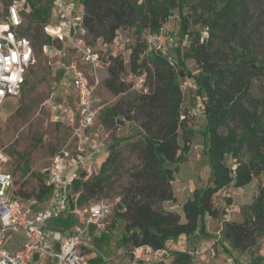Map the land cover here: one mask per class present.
<instances>
[{
  "label": "trees",
  "instance_id": "trees-1",
  "mask_svg": "<svg viewBox=\"0 0 264 264\" xmlns=\"http://www.w3.org/2000/svg\"><path fill=\"white\" fill-rule=\"evenodd\" d=\"M26 2L30 7V24L19 32L20 37L33 34L42 50L54 43L62 45L45 32L52 21V1ZM76 3L82 15L83 37L90 46L97 40L111 44L119 30L134 29L136 39L130 49L128 66L133 75H144L148 91L134 98L128 108L113 107L106 111L108 120L101 124L115 129L124 121H136L140 129L139 139L131 143L139 165L130 173L120 199L122 208L115 213L124 222L115 245L164 251L167 244L180 236L193 235L198 217L203 219L206 214L210 218L217 217L213 197L218 192L227 187L244 188L264 174V59L256 61L252 51L254 43L244 32L248 19L247 0H77ZM174 10L178 11L180 38L186 39L187 44L184 52L179 47L175 49L176 63L170 64L160 53L148 50L146 36L142 39V34L145 31L146 35L157 34ZM147 50L150 53H146ZM185 61L194 64L196 74L187 70ZM102 65H108L103 81L107 91L113 95L126 93L129 85L121 79L125 68L121 56L110 55ZM184 79H192L195 83V96L206 119L212 186L196 192L183 204L184 222H181L176 212L158 210L157 205L174 201L173 171L168 166L183 161L182 151L192 133L186 127L187 119H180L179 80ZM121 141L115 140L109 146L110 154L98 174L86 175L82 171L72 180L71 193L78 195V205H88L102 197L109 177L108 166L116 161L115 149ZM27 171L24 165L21 172ZM43 178V191L35 199L38 207L48 195ZM13 196L24 203L29 200L14 190ZM56 222L68 228L75 221L68 216ZM106 233L94 241H109ZM200 234L210 237L204 226ZM262 234L264 185L246 207L243 220L225 222L221 235L230 250L243 252ZM173 254L171 264L192 261L187 252ZM97 262L101 260L92 261L93 264Z\"/></svg>",
  "mask_w": 264,
  "mask_h": 264
},
{
  "label": "rangeland",
  "instance_id": "rangeland-1",
  "mask_svg": "<svg viewBox=\"0 0 264 264\" xmlns=\"http://www.w3.org/2000/svg\"><path fill=\"white\" fill-rule=\"evenodd\" d=\"M21 1L0 0V4L3 3L0 6V21L4 17L7 5ZM46 1L39 0L40 4H44ZM23 7L26 12L22 14L23 23L20 31L30 24L28 18L30 7L26 0ZM247 7L248 19L244 32L245 35L250 36L254 43L253 56L257 62H261L264 59V0H247ZM185 10L187 11V8ZM50 24L53 25L51 28L55 29L54 16ZM178 29V11L174 10L162 26V30L172 39L165 52L167 59L173 64L176 63L175 49L179 47L184 52L187 44L186 39L180 38ZM195 29H199V27L195 26ZM134 33V29L124 28L118 31L111 44H104L101 40H97L91 45L99 53L102 61L110 55L121 56L125 63L121 79L125 85H129V90L126 93L113 95L105 88L103 81L107 77L108 65H102L96 73H89L87 67H81L87 79L94 85L97 83L95 93L101 101L102 108L95 129H99L103 120H108L106 111L113 107L128 108L134 98L148 91L144 75H133L128 66L130 49L134 46L136 39ZM204 33L203 31V36L206 37ZM47 34L53 35V32L47 31ZM146 34V31L143 32L142 39L147 36ZM25 37L32 45L35 63L28 70L26 83L19 98L7 97L0 106V151L7 162L6 170L14 178L15 193H18L20 197H28V201H34L43 191V171L51 166L53 156L67 146L68 129L60 119H55L54 111L58 105L72 107L75 101L70 87L72 79L70 65L76 58V51L67 49L64 44L54 43L44 52L33 34H28ZM146 53L150 52L147 50ZM185 67L192 74H196L192 62L185 61ZM179 83L182 97L180 119L184 117L187 119L186 127L192 133L187 147L182 151L183 161L168 166L173 171L171 187L174 201L158 204L157 208L158 210L176 212L180 216L181 222H184L183 204L192 199L196 192L212 186V177L207 154L209 136L205 133L206 119L195 96V83L192 79L179 80ZM101 126L108 136L107 150L89 161L94 175L98 174L100 167L107 160L110 154L109 146L115 140L122 139V141L115 149L118 154L116 161L108 166L109 177L106 181L104 194L102 197L90 201L91 204L106 200L113 207L110 227L106 233L110 237L109 241H92V255L101 260L96 264H171L174 252H187L191 259H194V256L198 259L205 255L209 248L214 249L216 256L213 260L204 261L203 264H264V234L257 236L243 252L230 250L221 235L225 222H241L243 220L246 207L252 203L258 189L264 185V174L244 188L227 187L218 192L213 197L214 207L218 211L217 217L210 218L208 214L203 219L198 217L196 232L188 238L180 236L175 242L167 244L164 251H152L148 247H141L140 258L135 259L134 249L127 246H116L115 241L119 239L123 231L124 222L119 220L115 213H119L118 211L122 208L120 199L129 183V175L139 165L136 154L132 151L131 143L139 139L140 129L136 121H124L115 129ZM95 129L94 131H96ZM178 143L182 144L180 133L178 134ZM24 165L28 169L26 173L21 172ZM43 179H46L45 176ZM38 202L42 201L38 200ZM53 222L57 224L56 221ZM203 226L205 232L210 236L209 238L200 234ZM22 241L21 232L10 233L4 246L10 250ZM51 264L56 263L51 261Z\"/></svg>",
  "mask_w": 264,
  "mask_h": 264
},
{
  "label": "built area",
  "instance_id": "built-area-1",
  "mask_svg": "<svg viewBox=\"0 0 264 264\" xmlns=\"http://www.w3.org/2000/svg\"><path fill=\"white\" fill-rule=\"evenodd\" d=\"M51 1L56 24L55 29L48 24L46 34L52 31L53 35H47L76 51V58L70 65V87L75 102L72 107L58 105L54 111L55 119H60L68 129V142L54 156L51 166L43 171L48 195L39 207L35 200L24 203L14 198V179L6 170L7 162L0 151V264H31L35 257H45L56 264H93L97 256L92 255V241L108 232L113 214L108 201L80 206L78 195L71 193L72 180L82 171L92 175L89 161L107 150V134L101 125L95 129L102 108L95 93L97 83L90 82L81 70L87 67L89 73H96L102 61L96 49L84 40L85 30L77 0ZM23 4L22 0L8 5L0 21V106L7 97L19 98L28 70L35 63L30 42L19 35L22 14L26 12ZM171 42L162 29L146 36L148 50L164 57ZM48 49L43 47L44 52ZM68 216L75 221L70 227L63 231L47 229L49 223ZM17 232L22 233L23 242L15 253H9L4 245L10 233ZM140 250L134 249L135 259L140 258ZM206 251L198 259L194 256L190 264H203L215 258L213 248Z\"/></svg>",
  "mask_w": 264,
  "mask_h": 264
},
{
  "label": "crops",
  "instance_id": "crops-1",
  "mask_svg": "<svg viewBox=\"0 0 264 264\" xmlns=\"http://www.w3.org/2000/svg\"><path fill=\"white\" fill-rule=\"evenodd\" d=\"M75 102V101H74ZM53 224H49L47 227L48 230L51 231H63L64 227H62L61 224H56L55 222H52ZM23 242V241H22ZM22 242H18L12 249L7 250L9 253H15L17 251V249L20 248ZM51 261L54 262L51 259L45 258V257H35L33 262L31 264H51Z\"/></svg>",
  "mask_w": 264,
  "mask_h": 264
}]
</instances>
